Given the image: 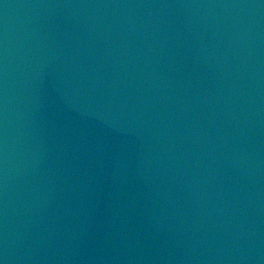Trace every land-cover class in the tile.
I'll list each match as a JSON object with an SVG mask.
<instances>
[{"label":"water","instance_id":"obj_1","mask_svg":"<svg viewBox=\"0 0 264 264\" xmlns=\"http://www.w3.org/2000/svg\"><path fill=\"white\" fill-rule=\"evenodd\" d=\"M0 264H216L102 0H0Z\"/></svg>","mask_w":264,"mask_h":264}]
</instances>
